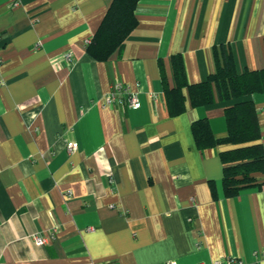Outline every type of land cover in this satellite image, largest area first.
<instances>
[{"label": "crops", "instance_id": "crops-1", "mask_svg": "<svg viewBox=\"0 0 264 264\" xmlns=\"http://www.w3.org/2000/svg\"><path fill=\"white\" fill-rule=\"evenodd\" d=\"M112 1L0 0V262L254 264L264 171L226 195L220 152L234 145L199 147L192 125L207 119L224 138L226 108L251 100L264 145V93L223 99L214 85L213 102L194 105L188 86L216 72L222 49L239 72L264 68V0H139L125 43L95 58L88 43ZM116 81L139 91V108L105 105Z\"/></svg>", "mask_w": 264, "mask_h": 264}, {"label": "trees", "instance_id": "trees-1", "mask_svg": "<svg viewBox=\"0 0 264 264\" xmlns=\"http://www.w3.org/2000/svg\"><path fill=\"white\" fill-rule=\"evenodd\" d=\"M139 0H113L93 38L88 51L95 58H109L120 48L137 24L135 8ZM217 55V70L204 81L189 84L194 105L213 102V86L223 99H239L256 92L264 93V68L246 69L239 72L233 53L222 49ZM175 79L179 86L187 84L183 59L180 54L172 57ZM179 89L168 90L167 96L171 113L180 98ZM227 136L215 138L207 119H199L192 125L199 147L216 143H231L232 148L221 151L224 164L223 187L228 196L237 195L241 190L257 186L255 173L264 171V145L255 104L251 100H240L226 108ZM214 188V187H213ZM215 191V188L213 189Z\"/></svg>", "mask_w": 264, "mask_h": 264}, {"label": "built area", "instance_id": "built-area-1", "mask_svg": "<svg viewBox=\"0 0 264 264\" xmlns=\"http://www.w3.org/2000/svg\"><path fill=\"white\" fill-rule=\"evenodd\" d=\"M69 60L73 61L71 53H67L66 56ZM105 105L111 107H120V108H139L141 106V99L139 91L132 90L128 84H125L121 81H116L112 84L110 91L106 95ZM76 148V143H69L68 149L72 151ZM56 230L53 229L50 237L54 238ZM33 239L37 245H43L48 241V238L39 234H35ZM256 262L254 264H259L261 259H264V248L257 250L255 252ZM0 264H2L0 262ZM169 264H173L172 262ZM213 264H248L244 258L238 256H225L219 258L213 262Z\"/></svg>", "mask_w": 264, "mask_h": 264}]
</instances>
